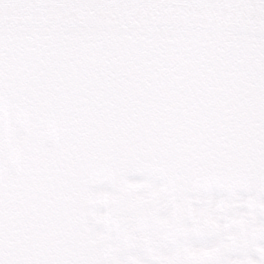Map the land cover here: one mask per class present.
Wrapping results in <instances>:
<instances>
[{"label":"snow or ice","instance_id":"snow-or-ice-1","mask_svg":"<svg viewBox=\"0 0 264 264\" xmlns=\"http://www.w3.org/2000/svg\"><path fill=\"white\" fill-rule=\"evenodd\" d=\"M0 264H264V0H0Z\"/></svg>","mask_w":264,"mask_h":264}]
</instances>
